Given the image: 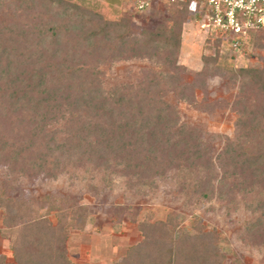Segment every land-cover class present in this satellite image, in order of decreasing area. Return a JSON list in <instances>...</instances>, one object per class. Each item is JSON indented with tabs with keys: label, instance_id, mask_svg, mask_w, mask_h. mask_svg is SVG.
<instances>
[{
	"label": "trees",
	"instance_id": "trees-1",
	"mask_svg": "<svg viewBox=\"0 0 264 264\" xmlns=\"http://www.w3.org/2000/svg\"><path fill=\"white\" fill-rule=\"evenodd\" d=\"M189 11L187 2L154 4L145 11L157 18L154 26L132 35L129 17L105 20L72 0H0V165L11 176L8 187L30 169L54 177L61 164L115 168L138 187L153 185L172 169L196 171L195 181L181 184L179 192L199 201L234 203L237 195L264 187V65L225 73L231 84L237 82L229 105L236 118L233 138H225L214 159L200 132L181 124L164 101L172 92L194 108L201 105L194 85L181 82L184 69L176 63ZM128 59H146L158 71L142 69L134 83L104 92L99 64ZM216 60L217 52L202 58L196 83L221 74ZM58 114L66 115L64 128L48 130ZM42 200L34 204L0 187V234L9 240L12 257L8 262L0 255V264H78L67 256L66 239L69 228L83 229L88 208L62 204L56 196ZM247 211L252 218L243 223L240 240L264 249V196ZM152 216L147 211L137 222L141 240L113 264L225 262L218 233L197 219L186 228L181 213L163 221ZM230 264L241 261L234 257Z\"/></svg>",
	"mask_w": 264,
	"mask_h": 264
},
{
	"label": "rangeland",
	"instance_id": "rangeland-1",
	"mask_svg": "<svg viewBox=\"0 0 264 264\" xmlns=\"http://www.w3.org/2000/svg\"><path fill=\"white\" fill-rule=\"evenodd\" d=\"M72 1L83 9L98 13L105 20L114 21L121 16L129 17L132 35L139 33L143 28H152L157 21L150 12L136 13L132 8L133 0ZM155 9L160 14L166 12L164 15H167V10L161 6ZM180 35L176 63L183 67L184 71L178 76L182 83L194 85L195 102L201 105L194 108L172 92L165 96L164 101L175 109L181 124L190 130L200 132L203 141L211 146V156L214 159L223 149L225 138H233V123L236 118L229 105L237 92V82L231 84L225 73L228 70L264 65V31L256 30L250 33L249 39L237 50L230 49L222 40L216 46L218 38L199 31L191 17L186 18L182 24ZM215 52L216 62L222 69L221 74L207 75L202 84L196 83L194 75L203 68L202 58L211 57ZM148 68L158 71V67L146 59L105 61L99 64L96 71L100 73L98 81L101 89L111 93L117 86L134 83L140 78L142 69ZM199 86H202L203 90ZM55 120L48 130L62 131L67 123L66 115L58 114ZM56 138L59 141L62 135ZM115 172L116 169L111 167L103 171L88 164H82L80 167L61 164L53 172L54 177H50L45 176L43 171L33 175L30 169L26 171L25 176L19 175L21 177L11 183L10 189L8 184L11 182V176H8L5 166L1 164L0 187H3L8 195L11 193L12 196L21 195L34 204L42 202L44 196L50 195L58 197L62 204L70 202L87 207L89 211L83 229L69 228V232L76 230L81 232L78 235L85 240L86 261L93 260L89 247L90 244L92 246L94 239L98 238L99 241L103 240L100 242L103 246H116L117 254L122 250V256L116 261L118 262L128 247L141 240L136 225L144 218L146 212L150 211L153 214V221H163L169 213H181L185 221L180 226L188 228L189 222L195 218L205 225L207 230L218 233L220 251L226 256L223 264H230L234 257L239 259L241 264H264V249L240 240L243 223L252 218L247 206L263 198L264 187L255 186L251 192L237 195L234 203L221 202L213 197L209 201H199L192 195L184 197L179 192V186L193 183L199 172L172 169L164 176L155 178L153 185L145 187H138L131 180H127V177ZM44 211V207L39 209V216H42ZM48 216L51 222H54V214L50 213ZM1 217L0 211V233L4 228ZM116 221L118 230L112 231L111 226ZM72 236L71 241L74 240ZM10 245L9 240L0 234V255L5 256L8 262L12 260ZM67 256L72 262L78 263L68 251ZM100 262L105 264L108 261Z\"/></svg>",
	"mask_w": 264,
	"mask_h": 264
},
{
	"label": "built area",
	"instance_id": "built-area-1",
	"mask_svg": "<svg viewBox=\"0 0 264 264\" xmlns=\"http://www.w3.org/2000/svg\"><path fill=\"white\" fill-rule=\"evenodd\" d=\"M188 3L191 18L199 31L240 49L250 31H264V0H133L136 13L163 2Z\"/></svg>",
	"mask_w": 264,
	"mask_h": 264
},
{
	"label": "crops",
	"instance_id": "crops-1",
	"mask_svg": "<svg viewBox=\"0 0 264 264\" xmlns=\"http://www.w3.org/2000/svg\"><path fill=\"white\" fill-rule=\"evenodd\" d=\"M117 223H113L111 228L112 231H117ZM75 231V230H74ZM80 233L78 230L75 232H69V236L66 240V248L69 254H72L74 256L75 261L82 264H92L97 262L98 264H102L103 262H100L102 260L108 261L105 264H112L113 262H116L119 257L122 256V250L119 251L117 254L118 248L114 245L103 246L101 244L98 238L94 239V242L92 243V246L90 244L89 251L91 252V255H93L92 261H86L87 255H85V240H82L80 238ZM79 234V235H78ZM73 235V236H72ZM71 236L74 238L73 241H71ZM104 247V248H103ZM124 249V248H123ZM97 260V261H96ZM104 264V263H103Z\"/></svg>",
	"mask_w": 264,
	"mask_h": 264
}]
</instances>
